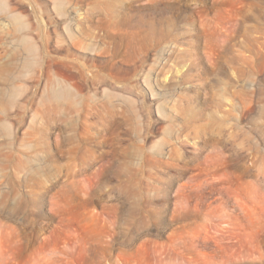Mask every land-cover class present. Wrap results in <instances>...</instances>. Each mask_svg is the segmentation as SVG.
I'll return each instance as SVG.
<instances>
[{
    "label": "rangeland",
    "instance_id": "rangeland-1",
    "mask_svg": "<svg viewBox=\"0 0 264 264\" xmlns=\"http://www.w3.org/2000/svg\"><path fill=\"white\" fill-rule=\"evenodd\" d=\"M0 264H264V0H0Z\"/></svg>",
    "mask_w": 264,
    "mask_h": 264
},
{
    "label": "bare ground",
    "instance_id": "bare-ground-1",
    "mask_svg": "<svg viewBox=\"0 0 264 264\" xmlns=\"http://www.w3.org/2000/svg\"><path fill=\"white\" fill-rule=\"evenodd\" d=\"M2 237H1V234H0V247H1V245H2Z\"/></svg>",
    "mask_w": 264,
    "mask_h": 264
}]
</instances>
